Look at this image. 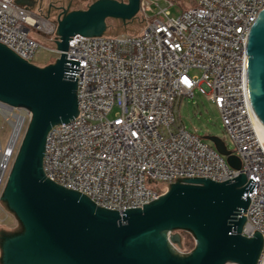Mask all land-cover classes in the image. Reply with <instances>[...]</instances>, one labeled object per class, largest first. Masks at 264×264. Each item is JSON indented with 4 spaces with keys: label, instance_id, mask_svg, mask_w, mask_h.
I'll return each instance as SVG.
<instances>
[{
    "label": "built area",
    "instance_id": "built-area-1",
    "mask_svg": "<svg viewBox=\"0 0 264 264\" xmlns=\"http://www.w3.org/2000/svg\"><path fill=\"white\" fill-rule=\"evenodd\" d=\"M20 0H0V43L33 64L41 49L60 56L56 23L31 12ZM28 4H31L29 0ZM142 0L140 34L73 37L67 59L80 63L77 80L78 115L48 134L43 160L50 181L82 193L99 208L119 213L141 209L158 200L176 184V178H205L223 183L244 174L255 182L246 211L243 236L255 232L264 241V141L252 107L245 76L246 41L264 0ZM178 3L183 11L172 17ZM48 28L42 29L41 22ZM45 31L51 47L32 37ZM187 77L188 83H181ZM199 92L215 105L233 141L232 156L241 170L231 168L226 157L188 132L180 121L184 99ZM8 119L18 124L2 155L6 169L31 113L13 109ZM6 116V115H5ZM7 117V116H6ZM11 135V137H12ZM3 176L0 177V187ZM184 232L179 234L183 238ZM176 253L175 244L170 243ZM258 264H264V248Z\"/></svg>",
    "mask_w": 264,
    "mask_h": 264
},
{
    "label": "water",
    "instance_id": "water-1",
    "mask_svg": "<svg viewBox=\"0 0 264 264\" xmlns=\"http://www.w3.org/2000/svg\"><path fill=\"white\" fill-rule=\"evenodd\" d=\"M142 0H97L86 10L61 8L56 23L54 64H31L0 43V103L25 108L31 119L23 134L1 197L17 228L0 226V264H258L262 235L243 236L255 182L244 174L223 183L176 178L159 183L168 192L141 209L119 213L99 208L82 193L47 179L43 160L51 129L73 121L79 111L76 75L80 63L67 59L73 37L106 35L107 21H133ZM19 3L27 5V1ZM245 76L252 107L264 132V11L247 36ZM228 165L241 170L222 140L206 136ZM180 232L191 234L188 255Z\"/></svg>",
    "mask_w": 264,
    "mask_h": 264
},
{
    "label": "rangeland",
    "instance_id": "rangeland-1",
    "mask_svg": "<svg viewBox=\"0 0 264 264\" xmlns=\"http://www.w3.org/2000/svg\"><path fill=\"white\" fill-rule=\"evenodd\" d=\"M97 0H86L82 2L81 0H43L42 3L39 2L32 4H27L30 7L32 13L42 16L43 19L54 22L56 13H59V9H55L51 11L50 5H54L56 8L64 7L66 8L68 5L70 6L71 10H86L93 2ZM120 2L127 3L128 0H117ZM161 7H167L168 3L167 0H157ZM172 17H178L180 12L183 11V8L178 3L174 4V7L170 8ZM144 29L142 17L138 14V16L131 22L123 23L118 20H108L107 21V32L106 35L116 36L122 34H131L137 35L140 34ZM32 37L36 38L40 41L45 47L50 48V36L47 35L45 31H40V35L35 31L32 30ZM58 56L51 53L48 49L43 48L40 52L37 53L33 64L44 68L48 65L54 64L57 60ZM180 121L185 127V129L197 135L200 139H202L207 145L214 147L212 143L209 141H205L204 138L206 136H214L219 138L224 142L226 148L229 151L234 150L233 141L231 140L230 136L226 132L223 122L220 116L219 111L215 107L214 104L209 102L206 97H204L199 92L196 93V96L193 100L191 99H184L180 109ZM27 126V124H26ZM20 136L16 151L12 156L9 166L4 172L3 175V183L0 187V226L4 225L8 229H14L18 226V221L13 214L8 212L5 207L1 203V197L3 195L8 176L10 170L12 168L15 155L18 151L19 145L21 143L23 134ZM12 135V127L8 122L7 117L5 114L0 111V156L1 152L5 151L10 138ZM1 163V157H0ZM1 256V253H0Z\"/></svg>",
    "mask_w": 264,
    "mask_h": 264
},
{
    "label": "bare ground",
    "instance_id": "bare-ground-1",
    "mask_svg": "<svg viewBox=\"0 0 264 264\" xmlns=\"http://www.w3.org/2000/svg\"><path fill=\"white\" fill-rule=\"evenodd\" d=\"M40 26L42 27V29L48 28V24L46 22H41ZM0 111H2L7 116L8 119L10 118V116H12L11 111L9 109H7V108H4L2 105H0ZM20 123H21V119H19V123L18 124L12 125L13 128L15 129V131H14V134L12 135V137H11V143H10L9 148H11L13 146V144L16 142L17 133H18V130L20 128ZM258 132H259L260 139L262 141H264V132L260 129L259 125H258ZM0 157H1L0 177H2L4 175V172L6 171V163L8 161V158H7V156L2 155V153H1Z\"/></svg>",
    "mask_w": 264,
    "mask_h": 264
},
{
    "label": "trees",
    "instance_id": "trees-1",
    "mask_svg": "<svg viewBox=\"0 0 264 264\" xmlns=\"http://www.w3.org/2000/svg\"><path fill=\"white\" fill-rule=\"evenodd\" d=\"M183 235H184V238H185L184 247L188 251H193L195 249V240H194L193 236L191 234H188V233H183Z\"/></svg>",
    "mask_w": 264,
    "mask_h": 264
},
{
    "label": "flooded vegetation",
    "instance_id": "flooded-vegetation-1",
    "mask_svg": "<svg viewBox=\"0 0 264 264\" xmlns=\"http://www.w3.org/2000/svg\"><path fill=\"white\" fill-rule=\"evenodd\" d=\"M30 3L33 5L34 3H37L39 2L42 3L43 0H29ZM82 2H85L86 0H81ZM117 1V0H116ZM120 2V1H119ZM38 4V3H37ZM71 5H68L66 8L70 7ZM61 8H64V7H59V8H56L54 5H50V10H49V14L51 13V11L55 10V9H59V13H56V16H55V19H54V22H57L58 21V17L59 15L61 14ZM88 8V7H87Z\"/></svg>",
    "mask_w": 264,
    "mask_h": 264
},
{
    "label": "clouds",
    "instance_id": "clouds-1",
    "mask_svg": "<svg viewBox=\"0 0 264 264\" xmlns=\"http://www.w3.org/2000/svg\"><path fill=\"white\" fill-rule=\"evenodd\" d=\"M186 81H187V83H188L187 77H182V79H181V83L187 84Z\"/></svg>",
    "mask_w": 264,
    "mask_h": 264
},
{
    "label": "snow or ice",
    "instance_id": "snow-or-ice-1",
    "mask_svg": "<svg viewBox=\"0 0 264 264\" xmlns=\"http://www.w3.org/2000/svg\"><path fill=\"white\" fill-rule=\"evenodd\" d=\"M186 83H187V81H186Z\"/></svg>",
    "mask_w": 264,
    "mask_h": 264
}]
</instances>
